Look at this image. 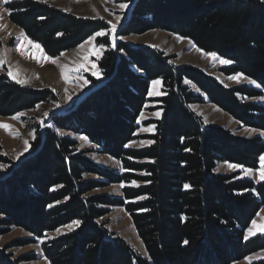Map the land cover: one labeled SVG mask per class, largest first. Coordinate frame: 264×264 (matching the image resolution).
I'll use <instances>...</instances> for the list:
<instances>
[{
    "label": "trees",
    "instance_id": "16d2710c",
    "mask_svg": "<svg viewBox=\"0 0 264 264\" xmlns=\"http://www.w3.org/2000/svg\"><path fill=\"white\" fill-rule=\"evenodd\" d=\"M6 7L11 22L53 58L110 27L36 0H14ZM155 29L231 60L221 69L224 75L242 73L260 87L227 88L199 69L174 66L160 51L123 42L114 49L109 35L98 38L106 50L98 63L100 77L93 82L103 85L73 112L51 117L32 143L34 154L0 178V226L6 230L22 227L41 238L81 222L72 232L42 243L49 264H230L264 250V235L244 238L264 206V181L215 172L219 162L257 169L264 141L208 126L190 109L205 102L204 94L242 125L264 131V104L243 101L264 97V2L138 0L119 34ZM155 80H161L163 95L150 99ZM55 99L51 90L25 87L0 75V116L34 110ZM152 101L162 110V117L150 122L155 131L147 138L154 143L132 148L142 112ZM60 130L86 137L119 161L124 173L96 165ZM86 174L100 175L103 181H86ZM132 181L138 187L124 186L122 197L88 195ZM102 206L123 208L131 216L146 258L109 234L99 221L108 213ZM21 262L0 250V264Z\"/></svg>",
    "mask_w": 264,
    "mask_h": 264
},
{
    "label": "rangeland",
    "instance_id": "374dc122",
    "mask_svg": "<svg viewBox=\"0 0 264 264\" xmlns=\"http://www.w3.org/2000/svg\"><path fill=\"white\" fill-rule=\"evenodd\" d=\"M13 1L14 0H9V3ZM36 1L46 3L65 12L72 13L77 17L104 21L110 27L111 24L109 22L116 23V16H121L122 19L115 33V46H113L111 32L109 30L104 31L107 34L104 36H97L92 44H85L84 42L83 48L80 47L82 45L81 44L73 50L64 52L59 57H56L58 58L56 59V63H52L44 58L45 56H50L45 53L41 46L37 49L32 47L27 41H24L22 47L17 50V46L20 44V41L17 38L19 37L22 29L13 24L9 19V12L6 7L9 3H0V17H2L0 18V26H3L0 28V61H4L0 64V75H8V72L12 71L14 74H17L19 79L26 81L25 84H21L22 86L37 90L48 89L53 91L56 97L53 102L40 104L34 110H26L14 115L17 116L22 114L19 115V119H12L14 116H0V124L10 126L8 129L0 128V178L1 176L8 174L10 169L15 164V167H17L19 163L26 159V157L34 154L32 143L36 141L38 132L43 135L51 117L55 115H65L67 113H71V111L73 112L75 108L78 107L80 101L88 93H91L96 87H98L93 82L94 79L98 78L92 75L94 70L92 65H95L96 70L99 71L98 63L106 50L104 47L99 59H97V56L93 54V46H99L97 43L98 38L109 35L111 45L114 49L117 48V44L119 42H123L134 48L145 47L160 51L174 66L199 69L216 78L227 88L242 85H249L255 88L260 87L257 86L259 84L255 81L254 83H249L248 80H251L249 78L241 79L239 82L229 80L228 77L230 76H226L221 72V69L226 65L220 64L219 62L214 63L212 60L202 55V52L204 51L198 52L197 47L191 40L174 35L170 32L155 29L144 34L121 36L119 32L125 28L129 22L133 7L138 0ZM260 1L264 2V0ZM120 3H127L128 7L122 11L118 7ZM84 56L88 57L87 61L83 59ZM78 65H84V67L78 68ZM61 68H64L65 74L68 76L67 83L62 78ZM84 81H87V84H85ZM186 83L192 92L201 95L200 90L191 82ZM150 92L153 93L152 95H149L150 99L161 97L163 95L162 82L156 86H153L152 83ZM203 97L205 102L191 105L190 109L204 121V124L208 126L222 127L232 133L235 137L243 139L260 137L264 141V135H262L264 131L242 125L229 113H226L218 106L211 104L204 94ZM243 101L249 103L260 102L264 104V97L257 99L245 98ZM159 105L160 104L158 102L153 101L147 104L146 110L142 112L139 120L140 128L136 132L137 139L130 144V147L139 149L148 147L152 144H142L141 141H151L147 137L154 134L155 128L151 131L146 129H151L154 125L153 123H150L151 121H155L162 117V110L159 108ZM157 112L160 113L159 117L154 115V113ZM59 133L76 140L77 152H86V157L96 165L117 173H124V169L119 161L102 153V148L91 143L86 137V139H81V137L84 136L75 134L74 132L68 130H60ZM26 141L28 144L27 151H25ZM229 164L230 163L219 162L215 172L226 176L240 174L241 177L251 179L255 183L262 182L259 179L258 174L260 163L257 169H251L252 171L248 174L242 171L241 168L229 169ZM242 168L248 169L244 167ZM84 178L86 181H103L101 176L97 174H86ZM121 185L122 184H109L103 188L92 190L88 195L92 197H122L123 187H121ZM123 185L133 186L132 184ZM135 186L138 187V183ZM102 208L107 209L108 213L99 221L106 227L109 234L114 238H119L137 254L146 258V251L142 241L138 237L131 216L123 208H107V206H102ZM258 214L259 215H257L254 220H256L258 224L264 223V221L261 220V217H264V206H262ZM75 228H77V226L73 225L72 230H69L66 225L56 229L55 231L47 232L43 237L39 238L22 227H11L6 230V227L0 226V231L5 230L2 234H0V250L5 251L6 254L14 260L21 259V264H49L43 256L41 240H43V242L54 240L62 235L72 232ZM248 229L245 232V236L248 235ZM260 235L264 234L257 233L254 236H249L246 240ZM249 259L251 264L263 261L264 250L251 254L242 261H232L230 264H249Z\"/></svg>",
    "mask_w": 264,
    "mask_h": 264
},
{
    "label": "snow or ice",
    "instance_id": "6c2138e0",
    "mask_svg": "<svg viewBox=\"0 0 264 264\" xmlns=\"http://www.w3.org/2000/svg\"><path fill=\"white\" fill-rule=\"evenodd\" d=\"M0 3L7 4V3H9V0H0ZM118 7L123 11V10H125L128 7V4L127 3H120L118 5ZM0 18H2V17H0ZM121 19H122L121 16H116V23L109 22L111 24V27H110L109 31L112 34L113 46H115V38H116L115 37V33H116L117 27H118ZM2 27L3 26H0V28H2ZM106 34L107 33L104 32V31L96 32L92 37L89 38V40L85 41V44H92V42L96 39L97 36H104ZM17 39L20 41V44H18V46H17V50H19L22 47V44H23L24 41H27L34 48H37V49L40 48V45L37 44V43H34L32 40H30L29 37L22 30H21V33H20V35H19V37ZM180 39H182V38H180ZM80 47L83 48L84 45L82 44ZM104 47L105 46L103 44H100L98 47L95 46V45L93 46V54H95L97 56V59H99L100 54L103 51ZM197 51L198 52H202V50L199 49V48H197ZM202 55H204L206 58L212 60L214 63L215 62H219L220 64H224V65H228V64L232 63L231 60L220 58L217 55V53H215V52H202ZM44 58L49 60L52 63H56V59H58V58H51V57H47V56H45ZM83 59L85 61H87L88 57L84 56ZM3 62L4 61H0V64H2ZM81 67H84V65H78V68H81ZM92 68L94 69L93 72H92V75L96 76L97 78H99L100 73H99L98 70H96V66L92 65ZM61 73H62V78L67 83L68 82V76L65 74L64 68H61ZM8 75H9L10 78L15 80V82L18 83V84H25L26 83V81L19 79L17 74H14L12 71H9ZM228 79L236 81V82H239L241 79H248V78L246 76H244L242 73H238V74H236L234 76L228 77ZM248 82L249 83H254V81H252V80H248ZM84 83L87 84V81H84ZM160 83H161L160 80H155V81H153V86L159 85ZM257 86H259V85H257ZM152 94L153 93H151V92L149 93V95H152ZM19 115H22V114H19ZM19 115L12 117V119H19ZM45 115H47V114H45ZM154 115L159 117L160 113L157 112V113H154ZM9 127H10L9 125L0 124V128L8 129ZM154 128H155V125H153L151 129H146V130L151 131ZM262 135H264V133H262ZM81 139H86V138L85 137H81ZM141 143L142 144H145V143L146 144H151V143H154V141H141ZM27 149H28V144H27V141H26L25 142V151H27ZM259 159H260V167H259V173H258L259 174V179L261 181H264V155H261ZM228 167H229V169L241 168V170L244 171L246 174H248V173H250L252 171L251 169H243L242 166L235 165V164H229ZM136 183H137L136 181H132L131 182V184L133 186H135ZM121 187H124V185L122 184ZM184 187L188 188L189 185H185ZM140 199H144V197H140ZM261 220L264 221V217H261ZM80 223L81 222L79 220L74 221L73 224L67 225V228L69 230H72L73 225L79 226ZM57 231H59V230H57ZM257 233L264 234V223L258 224L256 220H253L252 223H251V227L248 229V235L245 236V239H248L249 236H254ZM41 243H43V240H41ZM187 243L188 242L185 241V244H187ZM249 264H251L250 259H249Z\"/></svg>",
    "mask_w": 264,
    "mask_h": 264
},
{
    "label": "water",
    "instance_id": "95a60500",
    "mask_svg": "<svg viewBox=\"0 0 264 264\" xmlns=\"http://www.w3.org/2000/svg\"><path fill=\"white\" fill-rule=\"evenodd\" d=\"M131 13H132V12H131ZM140 48H141V47H140ZM144 48H145V47H144ZM102 85H103V84H102ZM102 85H100V86H102ZM100 86L96 87L93 91H95V90H97L98 88H100ZM93 91H92V92H93ZM92 92H91V93H92ZM89 94H90V93H88L86 96H88ZM86 96H85V97H86ZM85 97H84V98H85ZM84 98H83L82 100H84ZM82 100L80 101V103L82 102ZM80 103H79V104H80ZM20 162H21V161H20Z\"/></svg>",
    "mask_w": 264,
    "mask_h": 264
}]
</instances>
